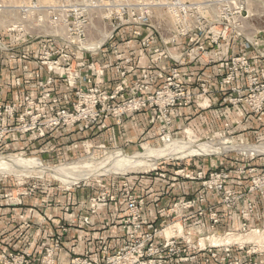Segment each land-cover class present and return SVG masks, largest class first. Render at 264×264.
<instances>
[{
    "label": "built area",
    "instance_id": "built-area-1",
    "mask_svg": "<svg viewBox=\"0 0 264 264\" xmlns=\"http://www.w3.org/2000/svg\"><path fill=\"white\" fill-rule=\"evenodd\" d=\"M235 3L236 0L189 3L181 0H0V31L7 34V40L0 38V55L5 53L17 59L23 54L17 53L22 48L39 46L28 58L36 60L50 71L48 77L39 82L40 96L35 97L28 92L21 103H0V143L12 132L35 133L44 138L56 130L74 128L79 124L89 129L99 120L107 119L110 114L120 123L129 114L144 110L160 114L168 124V113L191 100L190 92L179 81L181 73L178 66L185 64V60L209 59L212 62L202 39L216 45L228 35L222 28L227 24L218 20L209 24L207 30H202L204 14L209 11L221 15L232 14L236 12ZM168 12L175 17L172 38H168ZM159 16L164 17L163 22L158 21ZM124 29L130 30V36L124 40L123 51L115 41ZM143 29L149 30L148 35L143 34ZM194 30L199 31L202 39L199 38L182 55H172L169 50L154 44L155 39L163 44L176 42L179 37H185ZM136 40L148 54L149 63L141 70L131 88L127 89L120 82L112 91L103 89L101 81L106 76V66L94 58L109 50L113 57V69L120 78H125L128 74L126 66L132 63L128 54ZM71 51L79 53L81 59L71 54ZM166 57L176 64L170 67L169 74L159 67L160 61ZM249 61L246 56L232 58L235 70L247 66ZM57 80H64L67 89L74 94L70 109L59 108L60 99L52 89ZM161 82L163 85L152 90L153 85ZM126 93L130 98L121 105L110 104L112 100L124 99ZM253 99L259 100L257 111L262 110L264 86ZM219 177V174H210L211 181ZM213 184L204 181L202 186L216 190L221 188ZM259 186H264V177ZM91 201L92 207L98 205L97 199ZM205 202L204 196L178 200L172 211L176 218L179 212L184 215ZM144 204L143 199L130 202V214L122 224L126 239L112 254L103 259L96 253L92 257L77 256L69 264L193 263L196 255H186L190 249L199 252L208 249L212 257L216 256L213 250L217 246L202 247L199 242L197 248L192 241L193 230H185L184 225L179 224L182 228L180 232L177 224H174V227L169 228L170 235L167 234L168 222H164L162 227L144 231V215L141 212ZM237 204L235 201L228 207L234 208ZM213 210L209 209L212 229L220 222L219 214ZM250 212L251 206L250 210L242 212L245 232L249 230L246 222L249 221ZM196 213L203 216L205 210ZM158 236L162 237L159 242ZM61 246L62 237L59 235L51 247L37 253L28 248L21 252L2 254L0 264H56V254ZM225 251L229 254L230 248L227 246Z\"/></svg>",
    "mask_w": 264,
    "mask_h": 264
},
{
    "label": "rangeland",
    "instance_id": "rangeland-1",
    "mask_svg": "<svg viewBox=\"0 0 264 264\" xmlns=\"http://www.w3.org/2000/svg\"><path fill=\"white\" fill-rule=\"evenodd\" d=\"M181 1L189 3L201 2L203 0ZM235 6L236 12L233 11L232 14L225 13L221 15L210 11L204 14L205 19L202 20V30L206 28L208 29L209 24L216 22V20L227 24L222 26V28L227 31L228 35L226 39H221L218 44L223 41H227L232 35L251 40L257 36H260V34L264 32V0H236ZM163 19V16H159L158 21L163 22ZM174 23L175 17L168 12V38H172L174 35ZM233 28L236 29V33L234 32ZM0 38L7 40V34L4 31H0ZM182 38L196 39V42L199 38L202 39L200 37L199 31L197 30L190 32L185 37H179L178 40ZM202 41H204V39H202ZM194 44L195 42L190 46H193ZM186 50L181 54L172 53V55H182L186 52ZM235 56L248 57L250 59L249 64L242 69L238 68L235 70L232 64V58ZM256 58V56L250 57L245 54H235L229 58L225 72L218 80L220 88L219 92L221 93V100L219 102L218 108L222 116H227L228 112L230 111L242 113L245 109L249 110L250 114L254 116H259L264 112V106L262 110L257 111L256 106L259 100L253 99L255 95H259L261 93L262 86H264V81L260 78L257 65L255 64ZM210 60H212V58ZM199 61H203L207 64H213V60L212 62H209V59H199L188 62L185 60V64L196 63ZM185 64H180L178 66L179 70L180 66ZM172 66L174 67L176 64ZM169 73L170 68L168 70V74ZM179 81L182 83L184 88L190 92L191 100L188 104L177 106L171 113H168V124L160 114L151 113L150 111L144 110L153 115H158L164 124V129L158 136L157 142L155 144H149L145 141L135 148L124 149L106 146H90L82 143L73 146L74 148L72 154L65 153L61 158L53 157L52 152L51 154L47 153L44 155V157L41 154L39 155L36 149L27 151L0 150V160L4 161V163L3 161H0V169L1 167L3 168L1 169L2 172L0 171V208L6 206H20L23 204L25 199L41 196V204L43 205L46 212L53 209H60L66 213L72 212L77 209V206H72L67 203L64 204L56 201V199L60 196L64 197L65 194L74 192L80 188H88L89 190L87 193L89 194V202L81 209L85 212H88L90 215H97L104 205L122 202L126 206L127 212L121 223V227H123V221L126 220L130 214V202L137 199L144 200L143 197L134 192L132 187L134 178L152 175L155 173H158L160 176L166 175L167 173H165V171H167L168 177L172 176L171 174H173L180 179L181 184L189 181L197 182L201 185L202 190L190 198L204 196L206 204L210 195L214 194V197L217 200L214 206L209 203L203 209L205 210V215L208 216L209 221V209H214L213 212L219 214L220 216L219 224L216 225L214 229H212L210 221V228L208 230L202 233H199L196 230H193L192 232V241L197 246V248H199V242L202 247L204 245L207 248L209 245L218 247L217 249L213 250V253H216L215 257L211 256V253L208 249L203 251L208 254L205 259L206 264H243L242 260L234 256L233 252L235 250H238L246 256L253 258V264H264V262L261 260L264 259V230L252 225V219L257 211L255 200L256 198H264V186H262V188L259 186L261 184V179L264 177V132L260 134H254L247 138L237 137L238 134L244 133L239 131L235 133L225 131L223 133L221 132L219 136L214 137L199 136L194 130L188 127L174 132L172 129V115L176 109L188 107L193 104L198 106L200 109H207L212 106V103L209 101L211 90L207 83H200L198 91L194 90L183 82L182 74ZM162 82L158 83L157 85H163ZM203 90L205 91L203 92ZM129 98L130 95L126 93L124 99L119 98L118 100H112L110 104L114 106L121 105L123 101H126ZM139 112L143 111L129 114L127 117H124L120 123H118L117 118L114 115L110 114L107 119H101L94 125H104V123H101V121L104 122L110 118H113L117 124H122L131 115L137 114ZM91 127L87 130H90ZM192 138H194L193 141ZM189 140H191V143ZM208 142L213 148L211 146L207 147V145H209ZM169 144H176L175 146L177 148L181 147L182 149L184 146L187 149L190 145V151L187 154H191V149H193L192 152L196 154L192 153L193 155H188V157L186 156L187 154H185L180 157L172 155L169 156L170 158H156L155 152L157 153L161 150H164L167 145L169 146ZM196 144L198 147L195 146ZM199 147L203 150H200ZM235 147H238L239 149H235ZM149 149L154 153L149 154L148 156L147 150ZM204 149L206 150L205 153ZM210 151H214L215 153L213 152V154ZM9 159H12L14 162L12 160L9 161ZM16 160L21 162L24 160V162L23 164L17 163L16 165ZM7 162H13L15 165L12 163L10 165L14 167L10 166L9 168V164ZM33 163L35 168L32 166ZM36 164L37 167L40 165L42 167L44 166V168L52 167L53 171H37L38 168H36ZM208 164L210 167L207 166ZM20 169L22 170L21 172ZM96 173H99V175ZM211 173L219 174L220 177L216 178L214 181H211ZM19 174L23 175L21 176ZM66 179L68 181H66ZM76 179H78V182H76ZM204 181H208L211 184H217L218 186L220 185L221 188L219 190L209 187L204 188L202 186ZM112 198L114 199L113 201L111 200ZM190 198H180L179 200ZM92 199L98 200L97 206L92 207ZM177 201L173 203L168 211V235L171 234L169 228L174 227V224H177L180 232H182V228L179 224L184 225L185 230H190L187 228L186 224L189 213L192 211L197 212L202 210V208L197 207L196 209L187 211L184 215H181L179 212L178 217L175 218V213L172 210L175 209L174 205L177 203ZM235 201L238 202L236 207H228ZM250 206V218L249 221L246 222L247 228L249 230L245 232L243 231L242 227L244 223L242 212L245 209L250 210ZM226 211L236 212L240 219V229L228 230L221 228L218 230V226L221 224V221L225 219L227 213L224 212ZM141 212L145 218V204L141 207ZM64 229L66 231H64ZM68 232V224L65 221L59 223L57 233H55L53 238L52 245L59 235L62 237L63 244L65 236L68 234ZM232 236L234 239L238 240H234V242L232 241L231 243H219L217 245H212L210 242H208L212 239L222 240L228 237L232 238ZM202 240H205V243H201ZM227 246L230 248L229 254H227L225 251ZM32 247L33 243L30 242L28 244V248L33 252ZM49 247L51 246L44 248ZM190 250L196 253L193 254L196 255V260L193 262L195 263L198 259L197 254L199 251L194 249ZM100 257L102 258L101 255ZM193 263H182L177 261L174 264Z\"/></svg>",
    "mask_w": 264,
    "mask_h": 264
},
{
    "label": "crops",
    "instance_id": "crops-1",
    "mask_svg": "<svg viewBox=\"0 0 264 264\" xmlns=\"http://www.w3.org/2000/svg\"><path fill=\"white\" fill-rule=\"evenodd\" d=\"M146 36L148 29H143ZM130 36V30L124 29L119 33L115 44L125 50L124 40ZM196 39L182 38L176 42L163 44L155 39L154 44L169 50L174 54H181ZM202 43L209 50L213 64L203 61L189 63L180 66L183 82L194 90L199 91L202 82L210 86L211 94L210 108L200 109L195 104L178 108L172 115V129L174 132L183 128H190L199 136H219L221 132H244L237 137H251L254 134L264 132V112L259 116L250 114L245 109L242 113L236 111L228 112L222 116L218 108L221 100L218 80L225 72L227 62L232 55L245 54L256 56L260 78L264 81V32L251 40L230 36L227 41L218 45L204 40ZM39 46H27L17 51L23 53L19 58H10L7 54L0 55V103H21L24 95L30 92L33 96L41 95L39 82L45 80L50 71L41 66L36 60L28 58L29 54ZM37 51V50H36ZM71 54L81 59V55L74 51ZM132 63L126 66L127 76L120 78L112 67V59L109 50L94 59L106 66V76L101 81V87L112 91L118 83H123L127 89L131 88L138 79L141 70L149 63V56L140 46L139 41H134L131 52L128 54ZM175 62L166 57L160 61L159 67L167 74L169 68ZM109 65V66H108ZM158 85H153L154 90ZM54 93L59 97V108L70 109L74 101V94L67 89L64 80H57L52 87ZM104 125H93L90 130L82 124L74 128L56 130L46 137H38L35 133L22 134L12 132L0 143V150L27 151L36 149L42 156L51 154L53 157L61 158L65 153L72 154L73 146L87 144L94 146L117 147L132 149L142 142L155 144L158 136L164 129V124L158 115L147 111L131 115L122 124L110 118L105 120ZM15 124V123H14ZM50 156V155H49ZM45 157V156H44ZM214 165V164H213ZM208 167L209 164L207 165ZM209 169V168H208ZM158 173L136 177L132 187L134 192L145 200L146 215L144 218V231L153 227H162L168 222V211L174 202L180 198H190L198 194L202 189L197 182L187 181L180 183V179L173 174L168 177ZM88 188H80L74 192L58 197L56 201L77 206L72 212H63L60 209L44 210L41 196L25 199L20 206H6L0 208V256L7 252L24 251L28 244L33 243L32 250L37 253L44 247L51 246L59 223L65 221L69 226V232L65 236L60 251L56 254V264H69L76 256L92 257L99 253L102 258L114 252L117 246L126 239V232L121 223L126 216V206L122 202L104 205L97 215H90L82 210L89 202ZM258 199V200H257ZM217 200L210 195L206 204L200 205L205 208L209 203L213 206ZM257 211L252 219V225L264 230V198L255 200ZM225 219L221 221L218 230H238L241 228L240 219L235 211H226ZM187 228L202 233L210 228L207 215L199 216L196 211L189 213L186 221ZM162 237L158 236L157 241ZM187 255L196 254L192 250L186 251ZM234 256L243 261V264H253V258L235 250ZM198 259L193 264H206L208 256L205 252L197 254ZM264 262V259H261ZM217 264V263H214Z\"/></svg>",
    "mask_w": 264,
    "mask_h": 264
},
{
    "label": "bare ground",
    "instance_id": "bare-ground-1",
    "mask_svg": "<svg viewBox=\"0 0 264 264\" xmlns=\"http://www.w3.org/2000/svg\"><path fill=\"white\" fill-rule=\"evenodd\" d=\"M98 45H99V44H98ZM193 140H194V138H192V141H193ZM189 141H190V143H191V140H189ZM193 143H194V142H193ZM181 144H182V142H181ZM208 144H209V142H208ZM175 145H176V144H175ZM175 145H170V144H169V146L167 145V147H166L164 150H161V151H159V152H157V153L155 152V157H156V158H161V157H167V158H170L169 156H172V155H173V156L175 155V156H179V157H180V156H183V155L189 153V151H190V149H189V148H190V145H189V148H187V149H189V150H187L185 146H184L185 148L183 147V149H182L181 147H178V148H177ZM182 145H183V144H182ZM202 145H204V144H202ZM206 145H207V144H206ZM195 146L198 147L197 144H196ZM195 146H194V147H195ZM208 146L210 147L211 145L209 144V145H207V147H208ZM220 146H221V145H220ZM226 146H228V145H226ZM230 146H231V145H230ZM187 147H188V146H187ZM194 147H193V148H194ZM201 147H203V146H201ZM205 147H206V146H205ZM211 147H212V146H211ZM221 147H222V146H221ZM199 148H200V147H199ZM212 148H213V147H212ZM212 148H211V149H212ZM216 148H219V147H216ZM236 148H238V147H235V149H236ZM196 149H198V148H196ZM201 149H202V148H200V150H201ZM211 149H209V150H211ZM238 149H239V148H238ZM238 149H237V150H238ZM198 150H199V149H198ZM202 150H203V149H202ZM222 150H223V149H222ZM226 150H227V149H226ZM232 150H233V149H232ZM241 150H242V149H241ZM192 151H193V149H191V152H190L191 154L194 153V152H192ZM194 151H195V150H194ZM205 151H206V150L204 149V153H205ZM214 151H215V150H214ZM214 151H213V152H214ZM219 151H220V150H219ZM229 151H230V150H229ZM255 151H258V150H255ZM195 152H196V151H195ZM201 152H202V151H201ZM201 152H200V153H201ZM210 152L213 153L212 151H210ZM215 152H216V151H215ZM215 152H214V153H215ZM217 152H218V151H217ZM221 152H222V151H221ZM246 152H247V151H246ZM152 153H154V152H151L150 149L147 150V154H148V156H149V154H152ZM204 153H203V154H204ZM206 153H207V152H206ZM214 153H213V154H214ZM191 154H187L186 156L188 157V155H191ZM194 154H196V153H194ZM201 154H202V153H201ZM153 155H154V154H153ZM192 155H193V154H192ZM206 155H207V154H206ZM146 156H147V155H146ZM150 156H151V155H150ZM13 158H14V157H13ZM141 158H142V157H141ZM141 158H140V159H141ZM182 158H183V157H182ZM17 159H18V158H17ZM138 159H139V158H138ZM5 160H6V159H5ZM10 160H12V159H9V161H10ZM153 160H154V159H153ZM0 161H3V160H0ZM6 161H7V160H6ZM12 161H13V160H12ZM16 161H17V160H16ZM13 162H14V161H13ZM13 162H10V163L7 162V163L9 164V168H10V166H11V167H14V166L10 165L11 163L14 164ZM23 162H24V160H23ZM23 162H21V161L18 160V161L15 162V163H16V165H17V163H18V164H19V163H22V164H23ZM27 162H28V161H27ZM3 163H4V161H3ZM7 163H6V164H7ZM1 164H2V163H1ZM22 164H21V165H22ZM14 165H15V164H14ZM27 165H28V164H27ZM27 165H26V166H27ZM5 166H6V165H5ZM30 166H31V165H30ZM32 166H34V163H33ZM38 166H39V164H38ZM18 167H19V166H18ZM21 167H22V166H21ZM28 167H29V166H28ZM9 168H8V169H9ZM16 168H17V167H16ZM34 168H35V166H34ZM34 168H33V169H34ZM36 168H38L37 171H42V170H43V171H45V170H51V171H53V168H52V167H50V168H44V166L42 167L41 165H40L39 167H37V164H36ZM1 169H3V168L1 167ZM1 169H0V171L2 172ZM21 171H22V170L20 169V172H21ZM20 172H19V173H20ZM94 172H95V171H94ZM101 172H102V171H101ZM43 173H44V172H43ZM99 173H100V172H99ZM99 173H98V174L96 173V174L99 175ZM12 174H13V173H12ZM24 174H25V173H24ZM54 174H55V173H54ZM90 174H91V173H90ZM96 174H95V175H96ZM100 174H101V173H100ZM19 175H21V174H19ZM19 175H18V176H19ZM22 175H23V174H22ZM22 175H21V176H22ZM97 175H96V176H97ZM90 176H91V175H90ZM87 177H88V175H87ZM87 177H86V178H87ZM83 179H85V178H83ZM73 180H75V179H73ZM66 181H68V180L66 179ZM70 181H71V180H70ZM76 182H78V179H76ZM76 182H75V183H76ZM71 183H72V182H71ZM70 185H72V184H70ZM238 235H239V234H238ZM218 237H219V236H218ZM229 237H231V236H229ZM229 237L226 238V239H222V240L212 239V240H209L208 242H210V244H212V245H217V244H219V243H231L232 241L234 242V240H235V241L238 240V239H234L233 236H232V238H229ZM223 238H224V237H223ZM204 241H205V240H202L201 243H205ZM240 244H241V243H240ZM224 245H225V244H224Z\"/></svg>",
    "mask_w": 264,
    "mask_h": 264
}]
</instances>
